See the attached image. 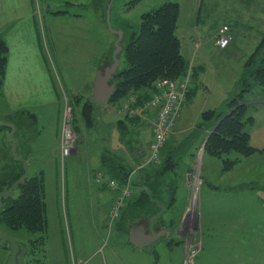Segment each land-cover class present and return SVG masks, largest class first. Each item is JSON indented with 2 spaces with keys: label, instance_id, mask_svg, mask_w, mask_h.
Here are the masks:
<instances>
[{
  "label": "crops",
  "instance_id": "obj_1",
  "mask_svg": "<svg viewBox=\"0 0 264 264\" xmlns=\"http://www.w3.org/2000/svg\"><path fill=\"white\" fill-rule=\"evenodd\" d=\"M160 1H162L161 4L168 1L178 3L180 18L183 16L182 24L184 26L182 27L180 25L176 32L182 30L186 33L184 45H182V41L180 40L181 51L182 54L191 61L195 68L198 67L195 69V78L191 83L192 88L189 89L181 111L176 119L178 130H186L187 126H195L199 123V114L204 109H224L227 107L226 104L229 98V92L232 88H235L236 82L240 78L242 71L235 74L233 77L229 74L228 69L226 72L219 71L218 81H215V77L213 79V83L215 84L216 82L218 86L215 87V89L207 86L204 79V65L206 62L211 61L210 59L213 56L226 60L228 56H231V53L236 50L238 42L236 32L238 29H236V25L234 26L233 21L230 22L231 24H229L228 27L234 39L228 47L219 52L220 49L215 45L212 39L214 34H211V37L208 38L207 33L203 32L207 28L205 24L206 19L204 20L202 18V13L205 12L217 15V19L220 15L226 16L229 20H234L232 15L235 10L234 7L231 6L230 0H211L208 2V6L204 5V0ZM250 4L251 1L246 0L243 5L249 10ZM255 4L258 6L260 14H262V12H264V0H260L259 2L256 1ZM45 12L47 11L45 10ZM47 13L49 14L45 13L43 23H40L36 17L33 0H0V36L3 38L7 47L4 80L1 91L8 102V109L12 111V114L16 111L19 112L20 115L29 112L30 114L32 113L31 115H33L37 121H39V119L44 121L40 123L42 130L39 131V136L37 138L33 137L31 141H35L39 144L38 147L40 148V152L34 154L28 150V153L24 155L18 154L25 159L27 157L43 158L46 160L47 162L44 165L45 171L55 174V177H52V182L53 186L56 188L58 184L57 157L59 152L61 108L67 99L71 101L75 108H82L84 105L88 104L89 110L91 109L94 112L93 116L98 122L97 127L101 130L99 132L101 135H92L94 136V141L89 139L86 143H79L77 151L67 157L68 186L83 192L89 187L92 189L91 198H85L84 195L82 199H74L72 192H70L72 199L67 198L69 205L81 206V214H73L72 223L76 221V216L80 219H82L83 216L88 229L86 232L81 233V236H79L80 233L77 234L76 232L72 240L71 237L69 238L71 244L72 241H74V253H72V256L69 257L68 260H66L67 258H62L59 262L57 258L58 254L59 258L61 254L59 249L54 252L52 263L108 264V260L113 262V258L115 259L117 257L122 263V258L119 256L120 253L117 254V251H115V249L117 250L118 248H121L122 253L132 254V258L134 259L145 256L148 252L153 255L155 259V254H157L156 243L165 240V244H168L171 238L174 239L173 244H177L178 246L179 258L183 257L182 261L185 262L187 245L185 240H183V232L176 228L186 220L187 214L184 209L179 213L172 214L168 207L155 212V206H153L151 209L154 210V213L140 208L143 209V211L138 215H142V218L138 223L129 224V226H127L126 239L124 240V238L120 236V240L111 241L110 235V238L108 241L105 240L106 244L100 250V245L103 241L102 235L106 233L105 220L107 210L114 192L110 189L108 181L110 179L119 181L121 178L118 175V171L129 173L130 167L133 168L138 161L137 153H139L141 157L143 156L145 163L149 161L150 144L153 137L148 121L150 112L143 113L141 117H137L136 120L130 122L129 126L126 121H123L124 117L120 116L119 113L114 110L115 105L120 106L122 103L121 98H114V92L106 104L103 105L94 102L90 97L94 93V81L97 77V73L100 72V75H104L105 68L112 63L102 69H96L94 59L92 60V56L90 57L91 54H89L91 49L85 47L86 41L92 43L90 20L69 16L66 14L69 12L57 14V8H53L51 12ZM57 17L67 18L68 23H57ZM86 20L88 21L86 22ZM256 20L264 24V19L261 15L258 16ZM58 30H61L64 34L61 42L67 44L70 56L64 55L58 50V41H56ZM121 30L123 31V29ZM239 40H249L248 44L252 47L250 50L245 49L243 54L240 55L244 57L242 62H245L247 58L252 57L261 39L255 36L254 38L249 37ZM67 41L75 43L71 45ZM196 46H198V48H196ZM209 51H214V55L209 53ZM118 58L120 63L113 77L109 78L107 81L108 84L114 83L113 91L115 90V76L121 65V59L120 57ZM92 68H95L94 71ZM199 81L200 83L202 82L201 86H198ZM123 102L125 101L123 100ZM250 103L251 104L248 106L253 108L248 111L251 117L250 124H248L249 127H252L249 131V143L257 149L258 158H264V100L259 97L253 99ZM198 110H200L199 113L194 116L193 113ZM112 112H114L115 118L113 117L114 114L113 116L111 115ZM106 115L108 119H105ZM4 123L12 124L11 121L2 122L0 126L6 129L9 128L4 125ZM124 124L130 132L124 131ZM12 125L15 127L14 124ZM24 125L27 126V119L24 121ZM197 128H200V132L195 133L196 139L205 136V130H201L202 128L198 125ZM13 135L15 137V134ZM124 137L128 142L127 147L124 144ZM190 137L193 138V135L191 134ZM139 138L144 139V150L141 149V151H138ZM16 142L17 150L19 151V141L17 138ZM175 150L176 149L172 147L169 152L166 151L165 153V156H169L171 159L168 160L170 165L168 170L164 172L165 175L162 178L163 180L169 179V182L172 181L171 183H173L174 190L173 186L169 188L173 192L177 193L178 191L172 199L176 204L180 203L179 201L182 200L180 195L183 194V190L188 186L190 180L182 176L184 172L181 171L178 166H174L175 164L180 166L181 163L180 160L175 162L177 156ZM186 157L190 158L191 154H186ZM244 159L245 158L240 159L235 167L242 166L241 163L244 162ZM107 160H109V162ZM148 164L153 163L149 161ZM100 166H103L105 170H101V181L98 183L95 180L97 175L95 174L94 176V173L97 172ZM48 169L50 171H48ZM116 169H118V171H116ZM155 169L151 171V174L154 173ZM233 169L228 170V172L232 173ZM178 170H180L182 174H180ZM177 172H179V176H172L170 178V175L177 174ZM145 176L146 173L143 175L142 172H138L132 177L133 181L128 178L127 182L118 184L119 187L128 184L133 192V199L130 203L132 204L134 202V207L131 210V212L134 211L133 213H136L134 208H138L136 203H138L137 200L140 199V191L145 190L144 188H147L151 192L150 197L145 190L151 202L156 205V201L162 203V199L158 196L159 193L154 194L150 190V187L144 184ZM232 186H236L237 189L231 190ZM244 187H247L248 190L252 189L253 191L259 189L252 188V185H250L247 180H241L237 184H227L224 188H217V184L214 182V184L212 183L211 186H209L210 191H206L205 196L199 198L198 206H200V208L196 214V221L198 222L199 236L202 239L200 250L204 248V239H209L207 242L210 248L228 247L229 251L235 252L249 246H259L258 252L264 253V195L254 194L253 196L249 195L247 198L243 199H234L218 195L219 192L226 191L228 194H230L231 191L236 193ZM259 193L264 192L261 190ZM249 194L252 193L250 192ZM151 198L156 199V201ZM183 198V203L181 202L180 204H183L182 207H186L188 198ZM142 202L143 199L140 203ZM179 208L181 209L180 205ZM138 215H128L127 218L126 214L125 221L128 222L131 219H138ZM153 215H156V218L153 221V230H151L150 224L145 221H148ZM161 218L163 219V224L159 222ZM176 223H178L177 226H175ZM172 224L173 228H170ZM139 227H142V229L139 230ZM131 230H136V234L134 235L135 243L131 242L129 239ZM177 234H179V237H176ZM154 235L156 236L153 239L148 240V237ZM175 237L179 239L176 240ZM74 238H78V240L75 241ZM75 244H77V246H75ZM7 254L8 253L5 254L3 251H0V264L5 262L4 260L8 256Z\"/></svg>",
  "mask_w": 264,
  "mask_h": 264
},
{
  "label": "rangeland",
  "instance_id": "obj_2",
  "mask_svg": "<svg viewBox=\"0 0 264 264\" xmlns=\"http://www.w3.org/2000/svg\"><path fill=\"white\" fill-rule=\"evenodd\" d=\"M209 1L211 0H204V5L208 6ZM230 1H231V6H233L235 10L232 15L234 20H229V18H227L226 16H220V15L217 19V15L208 14L205 12L202 13V18L204 20L206 19L205 24L207 28L203 32L207 33L208 38L211 37L210 36L211 34H214L212 39L214 40L215 45H216L217 32L220 26L222 25L228 26L229 24H231L230 22L233 21L234 26L236 25V29H238L236 32L238 36V42L236 40L237 42L236 50H234V52L231 53L232 55L228 56V59L226 60L219 59V57L213 56L210 59L211 61L206 62V64L204 65L205 83L207 86L213 87L214 89L215 87H218L216 82L218 81L219 71L226 72V70L228 69L229 74H231V77H233L235 74H238L240 71L243 72L245 65L247 66V63H250L248 61L250 60L251 57L247 58L245 62H242L244 60V57L240 56L241 54H243L245 49H249V50L252 49V47L249 46L250 44H248L249 40H239V39H245L249 37L254 38L255 36L262 39L264 37V24L256 20L260 15L264 19V12L260 14V10H258V6L255 4L256 1L259 2L260 0H250L251 4L249 6L250 7L249 10L245 8V5H243L244 2H246V0H230ZM161 2L162 1L160 0H33V5L35 8L36 17L38 18V21L40 23L41 22L43 23L44 21L43 18L45 16V13L49 14L47 12H51V9L53 8H57V14H63L65 12H69L66 13L69 16L77 17V18L81 17L80 19H89L91 22L90 25H91V33H92L91 34L92 43L86 41L85 47L91 49V52L89 54H91L90 57L92 56V60L94 59V64L96 69L99 68L102 69L105 66L110 65V63H112L113 51L115 49L114 44L117 38L116 34L113 33L110 29H108L107 8L109 7L108 19H109L110 27L112 29H123L124 34L121 40V46L123 47L125 44H127L126 38L131 31L130 29H133V31L138 32L143 14L157 8L159 4L161 5ZM45 10L47 12H45ZM179 12L180 10H178V15H177V28L180 25L182 27L184 26L182 24L183 16L180 18ZM87 21L88 20H86V22ZM56 22L60 24L62 22L68 23V19L57 17ZM176 34L178 38L182 41V45H184V38L186 33H184L182 30H179L176 32ZM63 37H64L63 32H61V30H58V34L56 37L57 38L56 41H58L57 42L58 50L62 54L64 55L66 54L70 56V53L68 52L69 49L67 44L61 42ZM233 39L234 36H232V41ZM67 42L70 43L71 45L75 43L71 41H67ZM196 48H198V46H196ZM221 50L222 49H220L219 52H221ZM211 51H209V53L214 55V51L213 52ZM253 54L255 55L264 54V48L256 47ZM118 57H120L121 59V65L118 68L120 69L122 66H124V62H125L122 51H120ZM183 57L187 64V68L184 73H190L191 83H192L195 78V69L198 67L195 68V66L192 65L189 59H187L184 55ZM5 63H6V59H5ZM251 63L248 64L249 68H251L250 66ZM94 69L95 68H92L93 71ZM214 77L216 81L215 84L213 83ZM245 77H247L248 79H252L251 73L250 75H248V73H245ZM2 78L3 79L0 84V124L5 121H11L12 124L15 125L16 131L14 134L19 141V151L17 150L19 154L24 155L28 153V150L34 154H38L40 152L39 150L40 148L38 147L39 144L36 143L35 141L33 142L31 141L33 137L37 138L39 136L40 134L39 131L42 130L40 123L41 122L43 123L44 121H42V119L41 120L39 119V121H37L35 117L31 115L32 113L30 114L28 111H27L28 113H22V115H20V113L17 111L12 114V111L8 109V102L6 101L5 96L1 91L4 76H2ZM243 82L244 81L242 79L240 78L238 79L235 88H232V90L229 92L228 100L234 98V96H236L237 94L238 95L240 94L241 96L238 99L239 100L238 104H244V105L247 104L246 106L248 113V111H250L249 109L253 108L251 106H248L249 104H251L250 101H252L253 99H257L259 97L263 98L264 100V83L261 84L258 83V81H254V84L251 85V82L250 83L248 82V84ZM201 85L202 82L200 83L199 81L198 86ZM190 88H192V86H190ZM155 90H156V82L154 83V86L152 88L130 92L126 97L121 98L122 103L124 100L125 102L127 101V103H133L138 105L141 102L148 100L151 94ZM118 99L120 98L118 97ZM65 107L72 108V110L70 111V125H71V129L74 132L75 138H74L73 148L70 150V153L66 156H62L61 130H62L64 111L66 109ZM119 107H120L119 105H115L114 110H116V112L119 113L120 116L124 117L123 121H126V123L129 126H130L129 124L130 122L136 120V118L139 117L136 114H131V113L123 114L122 111L118 110ZM213 109L222 111V113L219 117V120L212 127L210 128L205 127V125L201 123V113L206 109H204L199 114L198 117L199 123L197 125L202 128L201 130H205L204 132L205 136H201L199 139H196L195 133L200 132V128L198 129L197 125L189 126V127L187 126L186 130H178L175 124V127L173 128L170 137L164 143L165 145L163 144L164 146L162 145L160 148V154L158 160L156 162H153V164H147L145 163V159L143 158V156L141 157L140 154L137 153L138 161L133 166V168L130 167V171L127 177L123 181V182H127L128 178H130L131 181H133L132 177L138 172H142L143 175H145L146 173L147 176L149 175L148 173H151V171L155 168H156L155 170H157V168H159V171L162 170L160 176L161 178L164 177L165 175L164 172L168 170V167L170 165L167 159H171L169 156L168 157L165 156V153L166 151L169 152L170 148L172 147L176 149L175 154H177V156L175 162L176 161L178 162V160H180L181 163L180 166L178 164H175L174 166L175 167L178 166L180 170L184 172L182 176L187 177L190 180L188 186L183 190V194L180 195V197H182V200L179 201L180 203L181 202L183 203V199H184L183 197H187L188 201L186 207H182L183 204L180 203L175 204L173 202L172 199L174 198L175 194L178 193V191L176 193L169 188L173 186V183H171L172 181L169 182V179L162 180V182L159 184V187L157 188L159 190L158 196L160 199H162V203L160 202L159 203L161 206H163V208L168 207V209L172 212V214L179 213L183 209L186 210L187 217L185 222L181 223L180 226L178 225V227H176L178 230L183 232L184 234L183 240H185V243L187 245L185 262L182 261L183 257L179 258L178 246L177 244H173L174 239L171 238L168 244H165V240H161L156 243L157 254H155L156 257L155 259L153 255L149 254V252L146 253L145 256L134 259L132 258V254L122 253L121 248L117 247L118 249L117 250L115 249V251H117L116 252L117 254L120 253L119 256L122 258V263L121 261H119V258L117 257L115 259L113 258L114 260L113 262L108 260V264H195V263L197 264H246V263L264 264V253L262 254L258 252L259 246H249L246 248H242L241 250L231 252L229 251L228 247L210 248V245L207 242V240L209 241V239H204L205 241L204 248L203 250L199 249L202 240L199 236L198 222L196 221L197 220L196 214L198 209L200 208V206H198L199 198L204 197L206 191L207 192L210 191L209 186H211L212 183L214 184L215 182L217 184V188L218 187L224 188L225 185L227 184H237L241 180L243 181L247 180L249 184L252 185V188H259L253 191L252 189L248 190L247 187H244L243 189H240L236 193H234L233 191H231L230 194H228L227 191L219 192L218 194L219 196H225V197L227 196L234 199H243V198H247L249 195L253 196L254 194L264 195V193H259L261 190L264 192V169H263L264 158H258V153L256 152L257 149H255V151L249 155H245V156L243 155L238 157L233 165H229L223 162L224 161L223 157L225 156L224 154L216 155L208 150L207 143L210 138V135L214 131L213 129L215 128L217 123H219V121H221L225 116H227L234 110V107L227 106L224 109L222 108H213ZM199 111L200 110L195 111L193 115L196 116L199 113ZM87 113H89V116L87 115ZM113 114L114 112L111 113L112 116ZM93 115L94 112L91 109L89 110V112H84L83 109L80 107L75 108L72 105L71 101H69L68 99L63 104V107L61 108V119H60L59 152L57 157L58 184L56 188L53 186V182H52L53 181L52 177L54 178L55 174L45 171L46 169L44 165L47 161L44 160L43 158L26 157L27 167H28L27 178H31L32 179L31 182L40 181L43 187L42 196H43V202L45 208V218H44L45 224L42 230L29 231L24 227H18L15 230L10 231L8 226L4 224V222L2 221L0 222V231L10 232L11 236L17 238L26 246L27 251L23 259V264H53L52 260L54 259V252L58 251L59 249L62 254V255L60 254V258L58 254L57 258L59 259V262L61 261L62 258L65 259L67 258L66 260H68V258L72 256V253H74V249H73L74 241H72L71 244L69 238L71 237L72 240V237L75 236L74 233L76 232L77 234L80 233L79 236H81L82 235L81 233L86 232L88 229L87 223L84 220L85 218L83 216L82 219L76 216V221L72 223L71 220L72 217L74 216L73 214L75 215L81 214L80 213L81 206L79 205L71 206V204L69 205L68 204L69 202H67V198L72 199V196H74V199H82L84 195L85 198L86 197L91 198L92 189L89 187L88 189H86L85 192H83V191H78L76 189H72L71 187L68 186V173H67L68 169H67L66 161H68L67 157L69 155L77 151V146L79 145V143L81 142L86 143V141L89 139L94 141V136L92 135L100 134L99 132L101 130L98 129L97 127L98 122L96 121ZM113 117L114 118L116 117L115 114ZM26 119H27V126L24 125V121ZM105 119H108L107 115L105 116ZM124 128H125L124 131H128L127 126L125 127V124H124ZM251 128L252 127H249V131ZM4 130H6V128L0 126V189L6 183L8 184L13 183L12 179L10 180L9 177L11 173L15 172V174H17L21 172L22 169L21 163L15 161L10 153L11 143L5 138L6 136L4 135ZM191 134L193 135V138L190 137ZM124 136L126 137L125 134ZM125 137H124V144L127 147L128 142L126 141L127 137L126 139ZM143 141L144 139L139 138L138 151H141V149L144 150ZM186 154L187 155L191 154V157L187 158ZM149 155H151V149ZM231 155L232 154H230L229 156L232 157ZM242 158H245L244 162L241 163L242 166L239 167L237 166L236 168L235 165ZM208 159H212V160H208ZM107 161L109 162V160ZM227 166H229L230 168L229 167L226 168ZM231 169H233L232 173L228 172V170ZM101 170L104 171L105 168L103 166H100L97 172L94 173V176L95 174L97 175L95 180L98 183L101 181V175H102ZM180 170L178 171L180 172V174H182ZM48 171L50 170L48 169ZM116 171H118V169H116ZM121 172L122 171H118V174L119 173L121 174ZM179 172H177V174L170 175V178L172 176L174 177L179 176ZM94 176H93V180H94ZM121 180L122 179L118 181V184L123 183ZM110 189L114 192H113V198L110 200V204L107 210V216L105 220L106 233L102 235L103 241L102 244L100 245V250L104 247V245L106 244L105 240L108 241L110 235H111V241L120 240L121 239L120 236L123 237L125 240L126 231L128 228L127 226H129V224L132 225L134 223H138L142 218V215H138L140 214L141 211H143V209H140V207L134 208L136 213H133L134 211L131 212V210L134 207V202L130 204L133 199V192L131 191V189H130V193L131 192L132 193L128 195V197L125 199L124 205L119 208L118 217L111 218L110 209L114 202L115 196H117L120 190H117V188L112 189L111 187ZM232 189H237V187L232 186L231 190ZM70 192H72V196ZM250 192L252 194H249ZM19 193L20 192L16 190L13 196L17 197L19 196L18 195ZM179 205L181 206V209L179 208ZM161 209L162 207L155 204V212L156 211L158 212ZM126 214H127V218L128 215H134V214H137L139 218L138 219L136 218L134 220L131 219L128 222H126L125 221ZM159 222L163 224V219L161 218ZM177 224L178 223H176L175 226H177ZM170 228H173V224L170 225ZM176 237H179V234H177ZM176 237L175 239L178 240L179 238ZM74 240L77 241L78 238L76 239L74 238ZM75 246H77V244H75ZM0 251H3V253L5 254L6 253L9 254V248L7 247L6 244L0 245ZM6 259L4 261H6Z\"/></svg>",
  "mask_w": 264,
  "mask_h": 264
},
{
  "label": "trees",
  "instance_id": "obj_3",
  "mask_svg": "<svg viewBox=\"0 0 264 264\" xmlns=\"http://www.w3.org/2000/svg\"><path fill=\"white\" fill-rule=\"evenodd\" d=\"M178 10L179 5L176 2L162 3L143 14L138 32L130 29L126 38L127 44L121 49L125 62L115 76L114 98H124L130 92L152 88L154 83L162 78L174 79L185 72L187 64L181 53L180 39L176 34ZM257 47L264 48V37ZM6 54L7 47L0 36V84L4 76ZM248 62H252L251 68L248 65L250 63L245 65L240 77L243 83L251 82V85L254 81L264 83V54H253ZM245 73L248 75L251 73L252 79L245 77ZM240 96L237 94L227 101L226 106H233L234 110L217 123L207 143L208 150L216 155L224 154L223 162L229 165H233L238 157L255 151L249 143L248 127L251 117L247 113V106L238 104ZM88 106L86 104L82 107L84 112H89ZM221 113L222 111L219 110L206 109L201 113V123L210 128L219 120ZM87 115L89 116V113ZM230 154L232 157L229 156ZM21 172L11 173L10 180L15 181ZM160 173L162 170L159 171L157 168L153 174L148 173L144 180V184L148 185L154 194L159 193L157 187L163 180ZM118 175L123 182L128 173L121 172ZM31 181V178H26L24 183L18 185L16 190L20 192L19 196H11L3 200L0 222H4L10 231L18 227H24L29 231L43 229L45 224L43 187L40 181ZM140 193L137 206L154 213L151 207L155 204L150 201L145 190ZM142 199L143 202L140 203Z\"/></svg>",
  "mask_w": 264,
  "mask_h": 264
},
{
  "label": "built area",
  "instance_id": "obj_4",
  "mask_svg": "<svg viewBox=\"0 0 264 264\" xmlns=\"http://www.w3.org/2000/svg\"><path fill=\"white\" fill-rule=\"evenodd\" d=\"M232 41V33L227 25L219 27L216 36V45L219 49L226 48ZM191 86L190 73H184L178 78H162L156 82V90L150 98L140 104L123 102L119 111L123 114H136L137 116L150 112L149 125L152 128L153 139L150 144L152 151L151 162H156L159 158L160 148L170 137L176 124V119L180 113L183 101ZM62 130H61V152L62 156L70 153L74 144V132L70 125L71 107H65ZM63 158V157H62ZM108 184L111 188L120 190L115 196L110 209V216L118 217L119 208L124 205L125 199L130 195V187L127 185L118 186V181L110 179Z\"/></svg>",
  "mask_w": 264,
  "mask_h": 264
},
{
  "label": "water",
  "instance_id": "obj_5",
  "mask_svg": "<svg viewBox=\"0 0 264 264\" xmlns=\"http://www.w3.org/2000/svg\"><path fill=\"white\" fill-rule=\"evenodd\" d=\"M109 6V5H108ZM109 7L107 8V23H108V28L116 34L117 38L115 40V49L113 51V62L110 66L105 68V74L104 75H100V72L97 73V77L94 81V93L93 95L90 97L94 102L98 103V104H106L110 98L111 95L113 94V88H114V83H110L108 84L107 81L109 78H112L119 63L120 60L118 58V54L122 49L121 46V38L123 35V31L121 29H112L110 27V23H109ZM4 125H6L9 129L5 130V136L6 139L11 143L10 146V152L13 156V158L21 163V167L23 169V172L19 175V177L13 181V183L11 184H4L2 186V188L0 189V213L2 210V206H3V200L5 198L11 197L14 195L16 189L18 188L19 184L24 183L25 179L28 176V167H27V161L25 158L21 157L18 152H17V142H16V138L14 137V131H15V127L12 124L9 123H4ZM147 192V194L151 197V192L147 189L144 188ZM152 200L153 199L151 198ZM157 205H159L160 207L163 208V206H161L157 201H156ZM156 218V215H153L148 221H145L147 223L150 224V228L152 229V225H153V221ZM142 227H139V230H141ZM136 234V230H131L130 233V241L135 243V235ZM154 234V231H153ZM154 236H150L148 237V240H151L155 237ZM147 242V241H146ZM6 244L7 247L9 248V254L8 257L6 259V261L3 264H22L23 263V259L24 256L26 254V246L19 241L17 238L11 236L10 234L4 233L2 231H0V245H4Z\"/></svg>",
  "mask_w": 264,
  "mask_h": 264
},
{
  "label": "bare ground",
  "instance_id": "obj_6",
  "mask_svg": "<svg viewBox=\"0 0 264 264\" xmlns=\"http://www.w3.org/2000/svg\"><path fill=\"white\" fill-rule=\"evenodd\" d=\"M142 115H143V114L139 115V117L142 116ZM149 126H150V125H149ZM151 130H152V128H151ZM152 134H153V133H152ZM152 139H153V137H152ZM151 156H152V151H151V155H149V161H150V163H151V160H150V159H151ZM149 161H148V162H149ZM148 162H147V164H148ZM152 163H153V162H152ZM199 187H200V186H199ZM195 202H196V201H195Z\"/></svg>",
  "mask_w": 264,
  "mask_h": 264
}]
</instances>
